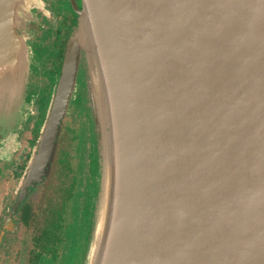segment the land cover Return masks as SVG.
<instances>
[{
	"label": "water",
	"instance_id": "obj_1",
	"mask_svg": "<svg viewBox=\"0 0 264 264\" xmlns=\"http://www.w3.org/2000/svg\"><path fill=\"white\" fill-rule=\"evenodd\" d=\"M80 3L26 179L82 100L97 175L84 264H264V0ZM40 7L0 0V93L15 106L0 155L31 112Z\"/></svg>",
	"mask_w": 264,
	"mask_h": 264
},
{
	"label": "flooded vegetation",
	"instance_id": "obj_2",
	"mask_svg": "<svg viewBox=\"0 0 264 264\" xmlns=\"http://www.w3.org/2000/svg\"><path fill=\"white\" fill-rule=\"evenodd\" d=\"M80 2L43 0L27 40L34 63L25 88L31 112L14 153L0 155V264L85 262L88 211L97 175L92 168L91 125L82 100H76L61 119L48 164L38 176L26 179L64 65L76 20L74 8Z\"/></svg>",
	"mask_w": 264,
	"mask_h": 264
},
{
	"label": "rangeland",
	"instance_id": "obj_3",
	"mask_svg": "<svg viewBox=\"0 0 264 264\" xmlns=\"http://www.w3.org/2000/svg\"><path fill=\"white\" fill-rule=\"evenodd\" d=\"M42 2H43V0H42ZM41 8V7H40ZM39 8V9H40ZM37 14V13H36ZM37 17H38V14L36 15ZM37 17H36V20H37ZM35 20V21H36ZM35 21H33V25H32V29H30L29 30V32L31 31V34H32V31H33V29H34V26H35ZM30 67V66H29ZM8 92H9V90L8 89H4L3 90V88L1 89V93H0V114H1V117H3L4 115H6V116H10L11 115V113H12V111H14V101H13V99L11 98V96L8 94ZM12 116L14 117V113H12ZM73 122V121H72ZM74 124L73 125H75V124H77V123H75V120H74V122H73ZM9 124H14L15 125V121H14V119L9 123ZM24 129V128H23ZM22 129V130H23ZM20 136H21V132H20ZM19 141H20V137H19ZM19 141H18V143H19ZM20 143H21V141H20ZM17 148V147H16ZM16 150V149H15ZM3 153H4V151H2ZM13 153H14V151H13ZM12 153V154H13ZM5 154V153H4ZM9 153H7L6 155H8ZM92 168H93V171H94V166H93V164H92ZM8 201H7V199L6 200H4L3 201V204L5 205L6 203H7ZM89 225H90V223L88 224V230H89ZM87 233H89V232H87ZM86 239L88 240V235L86 236ZM88 249V248H87Z\"/></svg>",
	"mask_w": 264,
	"mask_h": 264
},
{
	"label": "trees",
	"instance_id": "obj_4",
	"mask_svg": "<svg viewBox=\"0 0 264 264\" xmlns=\"http://www.w3.org/2000/svg\"><path fill=\"white\" fill-rule=\"evenodd\" d=\"M94 147V146H93ZM97 185V184H96ZM92 201L90 202V205H91ZM90 209V208H89ZM89 212V211H88ZM89 214V213H88Z\"/></svg>",
	"mask_w": 264,
	"mask_h": 264
},
{
	"label": "bare ground",
	"instance_id": "obj_5",
	"mask_svg": "<svg viewBox=\"0 0 264 264\" xmlns=\"http://www.w3.org/2000/svg\"><path fill=\"white\" fill-rule=\"evenodd\" d=\"M87 251V250H86ZM85 257H86V255H85Z\"/></svg>",
	"mask_w": 264,
	"mask_h": 264
}]
</instances>
